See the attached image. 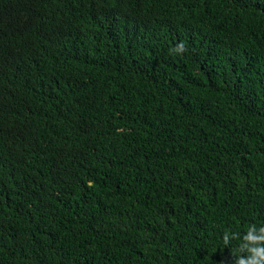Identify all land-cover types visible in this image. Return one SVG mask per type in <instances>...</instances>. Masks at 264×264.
<instances>
[{"label": "trees", "instance_id": "trees-1", "mask_svg": "<svg viewBox=\"0 0 264 264\" xmlns=\"http://www.w3.org/2000/svg\"><path fill=\"white\" fill-rule=\"evenodd\" d=\"M252 224L264 0H0V264H235Z\"/></svg>", "mask_w": 264, "mask_h": 264}, {"label": "clouds", "instance_id": "clouds-1", "mask_svg": "<svg viewBox=\"0 0 264 264\" xmlns=\"http://www.w3.org/2000/svg\"><path fill=\"white\" fill-rule=\"evenodd\" d=\"M184 44L180 43L176 46L175 51L183 52ZM257 225L252 224L247 229V235L243 236L238 252H247L248 255H240L237 257L235 264H264V227H259L256 231ZM234 236L236 234H233ZM229 241V234L225 232L224 242L227 244Z\"/></svg>", "mask_w": 264, "mask_h": 264}]
</instances>
